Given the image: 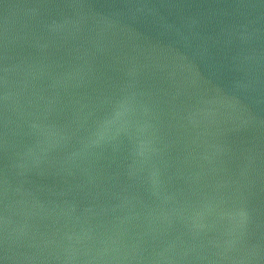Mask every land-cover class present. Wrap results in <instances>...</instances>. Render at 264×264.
Instances as JSON below:
<instances>
[{
    "label": "water",
    "instance_id": "95a60500",
    "mask_svg": "<svg viewBox=\"0 0 264 264\" xmlns=\"http://www.w3.org/2000/svg\"><path fill=\"white\" fill-rule=\"evenodd\" d=\"M0 264H264V0H0Z\"/></svg>",
    "mask_w": 264,
    "mask_h": 264
}]
</instances>
